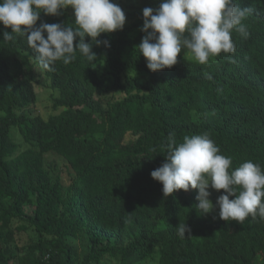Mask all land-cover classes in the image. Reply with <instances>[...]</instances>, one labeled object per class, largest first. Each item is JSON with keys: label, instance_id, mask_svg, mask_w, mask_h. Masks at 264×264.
Wrapping results in <instances>:
<instances>
[{"label": "trees", "instance_id": "obj_1", "mask_svg": "<svg viewBox=\"0 0 264 264\" xmlns=\"http://www.w3.org/2000/svg\"><path fill=\"white\" fill-rule=\"evenodd\" d=\"M112 2L126 24L98 38L111 47H93L94 69L77 53L44 70L0 25V264H264V219L201 216L197 190L164 197L151 177L172 132L177 144L207 132L233 168L264 170V0H235L248 32L232 33L235 53L200 65L182 50L158 72L137 46L142 10L163 0ZM41 22L76 27L72 9Z\"/></svg>", "mask_w": 264, "mask_h": 264}, {"label": "clouds", "instance_id": "obj_2", "mask_svg": "<svg viewBox=\"0 0 264 264\" xmlns=\"http://www.w3.org/2000/svg\"><path fill=\"white\" fill-rule=\"evenodd\" d=\"M72 9L76 27L41 22V13L60 16ZM145 33L137 46L152 72L171 69L178 63L182 50L191 54L200 65H207L210 57L236 52L232 33L247 37L243 21L247 9L235 0H163L156 9L142 10ZM126 15L112 0H0V25L5 41L26 38L40 67L54 71V65H68L80 53L89 64L98 60L93 47L110 48L109 40L98 39L102 34L122 31ZM10 29L11 31H8ZM46 34V35H45ZM91 37V43L86 38ZM208 80L212 76L206 74ZM264 108V103L262 104ZM162 184L164 197L183 190H197V212L207 216L219 208V218L243 224L264 219V170L251 160L233 168L231 157L221 154L209 133L184 136L176 143L175 133L169 134V152L165 162L151 172ZM220 192L214 204L209 188ZM234 197V199H230ZM179 238L191 237L187 224L176 228ZM186 233L188 234L186 236Z\"/></svg>", "mask_w": 264, "mask_h": 264}, {"label": "rangeland", "instance_id": "obj_3", "mask_svg": "<svg viewBox=\"0 0 264 264\" xmlns=\"http://www.w3.org/2000/svg\"><path fill=\"white\" fill-rule=\"evenodd\" d=\"M36 74H37V78H39V79H41L42 78V72H41V70L40 69H38L37 71H36ZM39 89H41V88H39ZM38 91H41V90H38ZM40 94L42 93V91L41 92H39Z\"/></svg>", "mask_w": 264, "mask_h": 264}]
</instances>
